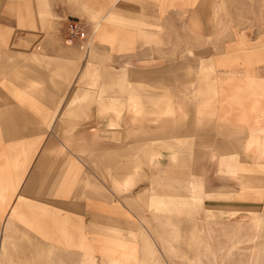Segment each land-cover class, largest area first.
<instances>
[{
    "label": "crops",
    "instance_id": "obj_1",
    "mask_svg": "<svg viewBox=\"0 0 264 264\" xmlns=\"http://www.w3.org/2000/svg\"><path fill=\"white\" fill-rule=\"evenodd\" d=\"M1 5L0 264H6L9 246L17 248L23 241L33 247L40 237L85 249L88 255L85 264L139 263V242L131 224L96 223L92 231L85 228L84 220L76 225L82 211L68 210L71 192L75 201L87 200L83 203L86 207L93 203L88 194L96 195L103 201L95 203L101 211L104 201L116 198L128 202L129 207V203L139 207L136 193L149 192V196L159 193L154 199L141 195L142 203L149 207L153 200V204L163 206V212L184 215L185 209L195 217L203 214L201 210L216 217L214 211H209L215 209L205 205L204 201L209 199L264 198V184L259 181L245 184L241 174L242 166H249L257 177H264V0H1ZM168 8H175L182 21L185 17L189 24L185 28L187 32L223 34L222 44L216 45L217 51L207 56L213 58L217 75L216 115L212 110L195 111L187 130L231 139L232 132L242 134V138L245 136L241 142L238 139L239 144L244 153L255 149L254 164L239 163L238 166L231 163V155L224 156V162L219 163L225 168L222 172L239 179L237 193H216L206 182L202 191L210 195L206 199L205 194L162 196L161 187L144 193L135 190L133 186L145 175L144 167L163 163V155L156 158L158 150H163V140H160L163 130L137 128L122 120L132 107H137L138 113L152 112L153 103L147 99L129 106L130 100L125 98L152 96L145 89V83L134 84L150 79L151 67H140L136 72H116L111 64L103 61L89 62L77 46L66 44L62 37L69 19H84L89 29H93L91 17L96 16L99 17L95 26L97 48L148 49L153 34L162 41L163 16ZM179 31H184L183 26ZM82 47L79 45L80 49ZM90 63L102 65V71ZM190 64L199 69V62L192 59ZM205 66L209 87L199 89L201 105L210 104L216 91L209 76L211 65ZM121 80L134 84L130 88L142 84L143 87L140 91L121 92L120 88H129L123 86ZM92 113L98 117V123L102 124L104 118L105 124L85 130L93 127L87 125ZM187 118L184 115L182 123ZM215 118L219 123L234 125L219 127ZM53 129L71 150L69 158L47 152L56 144L54 138L51 139ZM253 130L257 133L251 134ZM191 133L175 131V137L186 140ZM59 142L62 141L59 139ZM153 152L155 156L151 155ZM140 161L145 164L138 169ZM190 169L188 175L181 178L183 191L189 189L186 179L195 176ZM159 175L163 178V170ZM106 183L113 189H106ZM69 185L72 187L67 193ZM41 194L48 197L47 202L40 201ZM255 204L264 207V201H255ZM86 207L83 208L85 213ZM254 213H258L257 210ZM89 241L95 245H89ZM88 246L100 248V254L87 251ZM35 251L38 249L32 248L31 253L20 255L35 256ZM97 255L103 257L101 263Z\"/></svg>",
    "mask_w": 264,
    "mask_h": 264
},
{
    "label": "rangeland",
    "instance_id": "obj_2",
    "mask_svg": "<svg viewBox=\"0 0 264 264\" xmlns=\"http://www.w3.org/2000/svg\"><path fill=\"white\" fill-rule=\"evenodd\" d=\"M169 5H173V3H169ZM1 7L3 6L0 0ZM169 8L166 16H163L162 41H159L153 34L151 47L148 49H129L126 51L113 48H97L95 26L99 17L96 18V16L91 17L93 29H89V24L86 20L76 18V20H81L86 25L88 38L70 44L77 46L81 53L87 59L89 58V62L94 59L103 61L109 65L111 64V68L116 72L122 70L136 72L140 67H151V78L146 80V82L136 81L134 84L145 83V89L153 97L142 94V96H136L135 98H125L130 100L129 106L143 103L144 99H147L148 102L153 103L152 112L138 113V108L132 107L124 113L122 120L125 121V124H131L137 128H161L163 130V136L160 139L163 140V150H158L156 156L158 158V155H163V163H153L144 167L145 175H142L140 179L137 176V180H139L133 186L135 190L137 189L144 193L153 189L158 190L161 187L162 196H195L199 194L204 196L205 194L204 199H206L210 196L202 193L203 189H205L203 183L206 182L208 188L216 189V193L220 191H226L225 193L236 192L240 188L239 179L234 175L230 176L222 172L225 168L220 166L219 163L220 161L224 162V156L227 158L228 155H231V158H233L231 163H236L238 166L240 165L239 163L241 165L254 164L255 149L244 153L243 148L239 144L238 139L241 142L245 136L242 138L240 137L242 134L232 132L233 138L231 139L229 136L222 137L218 134L198 135L196 132L189 131V125L192 124L191 117H193L195 111L205 110L211 112L212 110L216 115L217 75L213 58H207V56L217 51L216 45L222 44L223 34L187 32L185 28L189 24H186L185 17L182 21L181 17H177L175 8L171 10ZM182 26L183 32L179 31ZM65 29L62 31V37L67 44ZM79 45L83 47L80 49ZM115 53H121V55H115ZM192 59L199 62V69L198 67H194V69L190 64ZM205 64L211 65L209 76L210 80L215 84L216 91L210 104L201 105L198 101L200 97L199 89L209 87V80L206 79ZM90 65L94 68L102 66L100 64L96 66L91 63ZM99 71H102L101 67ZM121 81L124 82L123 86L129 87L120 88L121 92L128 89L140 91V87H143L142 84V86L130 88L134 84L128 85L131 82L127 80ZM160 95L163 96L158 97ZM184 115L188 116V118L182 123L181 118ZM105 121L103 118L102 124L98 123V117L92 113L87 125L93 127L83 128L85 130H94L99 128L100 125H104ZM217 125L219 127H229L234 124L219 123L217 121ZM83 128L79 130H83ZM175 128L178 129L176 130ZM129 131L133 132V130ZM175 131L192 133L186 140H179L175 137ZM243 131L245 132L244 129ZM255 132L257 133L256 130H253L251 134ZM51 136L52 141L54 138L56 144L50 146L53 149L47 152L55 153L60 158H69L71 150L65 146L66 144L62 137L58 138L54 129L51 131ZM249 138L245 143L247 146ZM262 138L264 139V137ZM59 139L62 141L61 143ZM231 148L232 151L229 152ZM151 155L155 156L156 152ZM240 157H244V159H238ZM61 162H57V164ZM146 163L148 162L146 161ZM140 164L138 169L145 162L140 161ZM189 169L195 176L186 179L189 183V189L183 191L181 178L188 175ZM162 170L163 178L159 175ZM242 175L243 178L246 177L245 174ZM244 181L248 185L256 184L257 181L264 184V177H257L254 172ZM191 182H194V184ZM71 187L72 185L67 187L69 189L67 193H70ZM105 188L113 189L108 183H106ZM148 193L135 194V197H137L135 201L140 204L139 207L134 206L133 203H129L131 206L129 207L127 205L128 202L115 198L111 199V202L104 201L103 211H101V208L96 207L95 203L100 204L103 201L96 195L88 194V199L93 203H88L86 207L83 206V203L85 204L87 200L83 201V199H80L81 201H79V199H76L77 201H75L72 195L74 193L71 192V206L68 210L81 209L82 217L79 222L75 223L79 225L82 220L86 221L87 225H85V228L88 231L95 229L96 223L129 222L139 242L138 258L140 260L138 264H197L198 260L204 261V264H215L216 262L219 264H264V224L258 226L254 222L258 213L251 212L252 209H255V211L264 210V207L260 208L261 204L260 206L255 204V201H264V198L258 200L242 199L234 196L227 199H209L204 201L205 205L215 209H210L209 211H214L216 217H210L211 215L207 214V210H201L203 214L195 217L188 214L185 209L183 210L184 215L178 212H163V206L153 204V200H151L152 205L147 207L146 204L142 203L144 198L142 199L141 195L149 196ZM38 197H40V201L47 202L48 197H43L42 194ZM149 197L154 199V197H159V193H152ZM248 201L252 202L247 203ZM79 202L81 205H79ZM84 207L87 209L86 213L83 209ZM233 209L238 210V212L232 216L228 212L233 211ZM223 212L228 214H221ZM88 244L93 245L94 242L89 241ZM32 248L38 249V251H35V256L23 257L20 255L31 253ZM84 250L61 245L40 237V241L33 247H31L30 242L23 241L19 242L17 248L14 245L9 246L6 264H85L88 255H85ZM86 250L96 254H100L101 251L100 248L89 246ZM102 258V256L97 255L98 263L102 262Z\"/></svg>",
    "mask_w": 264,
    "mask_h": 264
},
{
    "label": "built area",
    "instance_id": "obj_3",
    "mask_svg": "<svg viewBox=\"0 0 264 264\" xmlns=\"http://www.w3.org/2000/svg\"><path fill=\"white\" fill-rule=\"evenodd\" d=\"M88 38L86 25L81 20L69 19L66 23L65 39L67 43H75Z\"/></svg>",
    "mask_w": 264,
    "mask_h": 264
},
{
    "label": "bare ground",
    "instance_id": "obj_4",
    "mask_svg": "<svg viewBox=\"0 0 264 264\" xmlns=\"http://www.w3.org/2000/svg\"><path fill=\"white\" fill-rule=\"evenodd\" d=\"M263 149H264V145H263ZM262 168H264V164H263ZM254 172H255V171L252 170V169H250L249 166H242V171H241V173L246 175V177L243 178L244 180H247V179H248V176H251V174L254 173ZM254 212H256V211H254ZM257 212H258V216H257V218L255 219L254 222H255L258 226H261L262 224H264V210H263V211H257ZM222 214H225V212H223ZM226 214H228V213L226 212ZM230 214L233 216V214H237V213H236L235 210H233V211L231 210V211H230ZM210 215H211V214H210ZM197 262H198L197 264H204V261H202V260H198ZM215 264H219V263L216 262ZM260 264H261V263H260Z\"/></svg>",
    "mask_w": 264,
    "mask_h": 264
}]
</instances>
